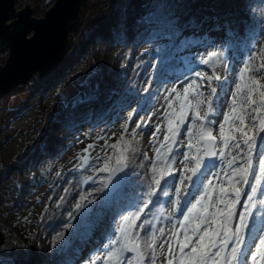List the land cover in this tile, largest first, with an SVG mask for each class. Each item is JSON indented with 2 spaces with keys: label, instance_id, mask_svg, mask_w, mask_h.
I'll list each match as a JSON object with an SVG mask.
<instances>
[{
  "label": "trees",
  "instance_id": "obj_1",
  "mask_svg": "<svg viewBox=\"0 0 264 264\" xmlns=\"http://www.w3.org/2000/svg\"><path fill=\"white\" fill-rule=\"evenodd\" d=\"M263 13L264 0H85L80 10L82 22L78 36L69 43L63 61L44 78L33 75L24 88L26 96L21 103L8 108L10 116L20 115L31 99L39 96L40 101L64 78L71 80L78 94L83 95L51 113L43 128L12 160H0V264H88L104 240L115 234L116 221L138 211L145 201H149L147 208L134 224L128 223L129 231L138 234L136 239L147 258L146 241L160 219L166 197L163 192H168L173 184L165 180L175 181L177 177L176 145L181 133L167 142L162 141L156 147L160 149L159 155L155 151L149 159L140 152V140L132 131L136 129L137 134L141 125L131 127L129 119L114 142L108 140V143L117 144L120 151L124 141H128L135 151L126 154L130 167L124 173L126 178L121 190L104 202L100 201L103 193L97 191L108 175L99 170L104 164L67 168L61 157L76 144L84 130L100 131L130 106L137 105L136 112L151 104L170 74L191 65L188 50L195 51L209 44L210 35L221 30L228 51L249 54L264 32ZM7 57L8 50L0 51V64ZM85 58L89 59L91 70L85 81L78 84L67 73ZM20 88L17 86L14 91ZM262 119L264 104L249 135L256 132L253 124L259 125ZM179 130L181 132L182 127ZM260 136H264V132L257 136L258 147L251 153L257 172L259 160L264 158ZM5 142L0 132V152ZM154 161L158 170L164 169L170 175L161 181L157 194L148 196L153 186ZM244 164L246 149L242 146L231 167ZM248 179L250 183L254 180L251 175ZM222 180L228 187L225 176ZM238 186L243 197L235 205V211L239 204L237 212L243 211L251 195L257 202L253 212L264 215V207L259 204L264 199L260 189L253 194L249 185ZM42 187H47L48 196L42 199L39 214L32 219L28 232L20 230L14 213L20 215L33 193ZM260 188H264V179ZM86 209L91 211L86 212ZM232 222L236 223L237 218ZM261 230L257 229V237ZM254 244L250 245L251 249ZM124 257L132 264V257L126 251L121 254L123 261Z\"/></svg>",
  "mask_w": 264,
  "mask_h": 264
},
{
  "label": "rangeland",
  "instance_id": "obj_2",
  "mask_svg": "<svg viewBox=\"0 0 264 264\" xmlns=\"http://www.w3.org/2000/svg\"><path fill=\"white\" fill-rule=\"evenodd\" d=\"M53 1L54 0H51L48 4H46L45 0H32L31 8L33 10V16L36 18L43 17L46 9L51 6ZM22 2H24V0H17L18 10L24 8L21 6ZM78 33V29L69 33L68 44L76 40ZM29 36L30 35H28V37ZM209 38H212L208 42L209 44H206L198 50L193 51L186 49L191 54V65L170 74L162 83V86L158 90L155 99L151 104L136 112L135 110L137 109V105L134 104L133 106H130L128 110L123 111L118 118L114 119L112 123L106 125L100 131L96 130L87 132L84 130L82 136L78 139L76 144L70 147L61 157V161L66 165V167L79 169L90 163L105 164V161L108 160L109 167L111 168L116 163V158L121 154V151L118 150L119 146H117L116 149H113L111 146L114 143H108V140H113L114 142V138L125 129V125L127 126L130 116L132 123H130L129 126L137 127V124L141 125V131L138 130V133H135L136 138L140 140V152L143 153V156L146 155L145 157L151 159L152 155L156 151V147L164 141V136L167 133V121L165 119L166 111L169 113H178L180 111V101H177L175 98L176 92H179L183 97L185 86L195 81L200 85L198 90L207 96L210 90L208 88L207 77L212 76L213 73H215V75H219L222 78V87L217 81H212V87L217 88L219 96V100L216 105L218 111L209 118L210 122L206 126L211 130L212 135L217 137L215 150L218 154L215 156L216 166L203 177V184L212 181L213 186L221 185L225 173L229 172L227 160L231 159L233 156L237 157L241 149L232 148L231 155H227L228 149H225L226 155L224 158H221L219 152L223 147V144L219 140L220 125L224 124L226 135L229 134L228 130L230 125L234 127H239L240 125V121L238 119L229 120L228 122H225L224 120L226 113L233 115L231 113V107L234 94L237 93L236 85L238 83L242 84L249 82L250 84L249 78H252L258 81L261 85H264V69L260 68V65L264 64V32L255 41L253 50L249 54L239 50H234L233 52L228 51L225 48L226 41L221 30L216 34L210 35ZM213 52H217L218 55L216 57H212L210 64L205 65L200 63L201 60L208 59ZM219 53H223V55H219ZM248 57H250L249 60ZM225 63H227V68L225 67ZM3 64L4 63L0 65ZM246 64L249 65L251 70L245 73V81H241L240 73ZM90 70V61L88 58H85L75 65V67L71 68L67 75L76 83L82 84ZM196 72H201L203 76H196ZM48 74L49 73L41 77H38L37 73L34 75L38 78H44ZM31 79L32 77L26 83L20 85L19 87L21 88L19 90L14 91V89H12L10 92L13 91L14 93L11 96L6 95L0 99V132L1 138L6 140L5 144L1 147L2 151L0 152V160L2 162L12 160L19 151L25 148L31 138L46 124L47 118L51 115V113L58 110L62 104L72 101L76 97L83 96L78 94V90L73 85L71 80L64 78L55 83L52 89L48 91L40 101L38 99L39 96H36L28 102L27 108L22 111L20 115L10 116L7 114L8 108L16 107L21 103L22 98L26 96L24 88L29 82H31ZM37 86L39 85H36V87ZM173 89H175V92L172 91ZM194 95L195 94L190 91L188 96V99L192 100L193 103ZM252 99L256 101V103L249 104L248 92L247 89H244L240 93L237 100V113L244 116L246 130H252V123L258 117V112L255 111V109L259 108L261 110L260 92L254 91L252 93ZM168 100L172 101L171 107H169ZM244 105H247V107L245 108ZM203 109L204 105H201L198 109L201 115L203 114ZM188 111L189 110L186 107L185 112L187 113ZM132 113H134V115ZM168 118L172 119L174 122L177 120L175 115H170ZM200 123L201 122L199 120L193 121L191 116L188 115L184 120V124L179 127V129L182 127V130L181 132L179 130V133L181 134L176 145L178 148L176 155V165L178 168L177 177L168 190L169 195L165 197L160 219L154 226L151 237H149L148 241H146V248L148 249L149 256L147 258H144L143 256L144 264H153V259L155 260V264H167V260L171 258L168 253L169 244L172 245L173 254L176 257L174 264H179L180 247L177 241L182 242L184 240L185 228L188 229V234L191 235L192 225H190L187 221H184V213L187 212V207H190L191 203L194 202L196 197L203 191V184L200 185V191L192 189L194 195L188 197L187 207H184L182 210H177V206L173 203V201L177 198L176 187L180 186V172L184 168V152L188 151L190 152V155L194 154L187 147L189 135L185 125L198 126ZM157 125L160 126L159 131H157ZM153 133H155V136H153ZM232 134L237 137L239 136V133ZM172 141L175 146V141ZM97 142H99L98 144L104 148H100L99 145H96ZM238 142L241 143L242 148V141ZM193 143H195V128L193 129ZM229 143L232 142L229 141ZM90 145L91 147H89ZM85 149H87V151H85ZM84 157H87V159H84ZM137 161L138 159L136 160V163ZM128 166L130 167V162H127V167ZM189 167H191V163H189ZM223 185L225 186L226 182H224ZM242 187H244V185H242ZM189 188L191 189L192 186L189 185ZM46 189L47 187H42L40 190L35 191L31 196L29 204L21 209L20 215L14 213V217L17 220L16 224L20 230L28 232L32 219L39 214L43 206L42 199H46L48 196ZM216 194L217 192L215 191L212 193L213 199ZM187 195L188 194L183 191L180 193L181 203L184 202L183 197ZM242 197L243 194L240 195L239 201H241ZM239 205L241 206V204ZM240 206L237 208L236 212L240 209ZM122 219L123 217L116 221L113 228L115 234H110L107 237L108 239L104 240L97 253L89 259L88 264H105L104 257L107 255V252L111 251L113 247L119 249L121 244L124 243V241H121V243L116 245H112L110 243L111 240H117L120 238L118 229ZM181 221H184L183 225L181 224ZM161 230H163V232H161ZM173 233H175V238H172ZM259 235H264V229L261 230ZM153 238H155V243L153 244V248L155 249L154 257L152 248L147 247L149 243H152ZM192 239L196 240L197 237L193 236ZM256 243H258V240ZM162 244L164 245L163 248H161ZM190 251V246L184 249L185 253ZM251 251H255V244ZM117 264H129V259L124 257V261L120 259L117 261ZM248 264H251V252L248 256Z\"/></svg>",
  "mask_w": 264,
  "mask_h": 264
},
{
  "label": "snow or ice",
  "instance_id": "obj_3",
  "mask_svg": "<svg viewBox=\"0 0 264 264\" xmlns=\"http://www.w3.org/2000/svg\"><path fill=\"white\" fill-rule=\"evenodd\" d=\"M217 52L211 53L208 59H203L200 63L205 65L210 64L212 57H216ZM223 55V53H219ZM227 68V63H225ZM261 69H264V64L260 65ZM251 69L248 64L241 70L240 80L245 81V73L249 72ZM196 76L201 77L203 74L201 72H196ZM208 88L210 89L207 96L198 89L200 85L193 81L187 84L184 88L183 97L179 92H176V100L180 101V111L167 112L165 113V119L167 121V133L164 136V140L167 142L170 139H174L179 133L180 125L184 124L186 116L190 115L193 121L199 120L201 123L196 125H185L188 130L189 140L187 147L192 153L186 151L184 152V168L180 172V186L176 187L177 198L173 203L177 206V210H182L187 207L188 197L194 195L192 189L195 191H200V185L203 184V177L215 168L216 163L211 157H215L218 153L215 150V143L217 137L212 135L211 130L206 126L210 121L209 118L213 116L217 111V103L219 100L218 92L216 87H212V81L215 80L220 83L222 87V78L219 75L213 73L212 76L207 77ZM249 82L238 83L236 85L237 93L234 94L231 113L233 115L225 114L224 120L228 122L229 120L240 121L239 127L229 126V134L226 135L224 124L220 125V135L219 140L222 142L223 147L220 149L219 155L224 158L226 155L225 149H228L227 155H231V149H241L242 141L243 148L246 149V164L240 165L237 168L231 167L237 157L233 156L231 159L227 160V165L231 169L230 172L225 173V179L227 181L228 187L223 184L213 186L212 181L203 184V191L199 196L196 197L195 201L191 203L190 207H187V212L184 213V221H187L191 226V235L188 234V229H184V240L182 242L177 241L180 247L179 264H248V254L251 252V264H264V235H259L257 237V229H264V215H257L253 212V208L257 206V202L253 199V196L249 195L248 200L245 202V207L243 211L236 212L235 205L240 203L238 197L241 194L242 189L238 186L241 183L247 184L251 188V192L255 194L258 189H260L261 195L264 196V188H260L261 180L264 179V158L259 160V171L253 167L251 153L255 151L258 147L257 136L261 132H264V119L260 120L259 125L253 124L256 132L253 135H249L251 129L246 130V125L244 123V116L237 113V100L240 93L247 89L248 92V103L254 104L256 101L252 99V93L254 91L260 92V103L264 104V85H261L255 79L249 78ZM172 91L175 92V89ZM190 91L194 95V103L192 100L188 99ZM167 99V97H166ZM169 107L172 105V101L168 100ZM204 105L203 114L201 115L198 109ZM188 108V112H185V108ZM246 108L247 105H244ZM255 111L259 112L260 109L257 108ZM170 115H175L177 120L174 122L168 117ZM131 119V116L129 117ZM255 119V118H254ZM127 127L126 125L124 126ZM140 125L137 124V128ZM160 126L157 125V131H159ZM195 128V143H193V129ZM133 134H135L136 129H133ZM169 133L171 135H169ZM232 133H239V136ZM155 136V133H153ZM124 138L121 136V141ZM231 141L232 143H229ZM118 144L120 141L117 142ZM260 143L264 144V136H260ZM91 147V145L89 146ZM113 149L117 148V144L111 146ZM87 151V149H85ZM121 154L117 156L116 163L111 168L109 167V161L106 160L104 167L99 169L103 172H108L109 175L107 180L103 183V187L97 191L102 192L103 195L100 196V201L104 202L111 199L120 190L126 178L125 175H118V173H123L124 169L127 167L126 155L128 152H134L135 148L131 146V143L124 141V147L120 150ZM157 155H159L160 149H156ZM264 153V149H261ZM202 153V154H201ZM244 159L245 157H241ZM87 159V157H84ZM191 163V167H189ZM168 166L165 165V168ZM152 183L153 186L147 192L148 196H153L157 194V189L161 188V181L165 180V177L170 175L164 169H157L156 162H153L152 167ZM252 176L254 178L253 182H249L248 177ZM165 183L171 184L173 181L165 180ZM189 185L192 188H189ZM107 189V191H105ZM185 192L188 195L183 197V203H181V192ZM217 192L215 198L213 199L212 193ZM163 195L168 196L167 191L163 192ZM149 201H145L143 206L139 208L138 211L125 215L123 221L119 226L120 238L117 240H111L112 245H116L124 241L121 247L118 249L113 247L111 251L107 252L104 257L105 264H117V261L121 259V254L124 251H137L142 252L141 245L137 237V233L129 231L131 225L128 223L132 221L135 223V219L139 218L140 214L147 208ZM261 207H264V199L259 201ZM222 205V207H218ZM134 206V205H133ZM77 208L80 207L78 204ZM91 211L86 209V212ZM237 218V222L233 223V218ZM251 217V220H250ZM181 221V224H184ZM203 226V227H202ZM163 232V230H161ZM197 237L193 240L192 237ZM172 238H175V233L172 234ZM258 238V243L256 240ZM155 243V238H153L152 243H149L147 247L152 248L153 257L155 256V249L153 244ZM255 243V251L252 252L250 245ZM191 247V251L185 253L184 249L186 247ZM164 245H161L163 248ZM168 253L171 258L167 260V264H174L176 260L173 254L172 245H168ZM153 264L155 260L153 259Z\"/></svg>",
  "mask_w": 264,
  "mask_h": 264
},
{
  "label": "water",
  "instance_id": "obj_4",
  "mask_svg": "<svg viewBox=\"0 0 264 264\" xmlns=\"http://www.w3.org/2000/svg\"><path fill=\"white\" fill-rule=\"evenodd\" d=\"M15 1L0 0V51L8 50V57L0 65V99L35 73L41 77L59 66L69 45V33L81 24L80 10L85 0H54L41 18L33 16L27 1L24 8L15 10ZM211 159L215 161V157ZM126 169L118 175H124ZM126 254L132 257V264H144L142 252Z\"/></svg>",
  "mask_w": 264,
  "mask_h": 264
},
{
  "label": "built area",
  "instance_id": "obj_5",
  "mask_svg": "<svg viewBox=\"0 0 264 264\" xmlns=\"http://www.w3.org/2000/svg\"><path fill=\"white\" fill-rule=\"evenodd\" d=\"M26 1L28 2V5H30V7H32V4H31L32 0H24V2H22L21 6L24 7ZM15 9L18 10L17 4L15 5Z\"/></svg>",
  "mask_w": 264,
  "mask_h": 264
},
{
  "label": "bare ground",
  "instance_id": "obj_6",
  "mask_svg": "<svg viewBox=\"0 0 264 264\" xmlns=\"http://www.w3.org/2000/svg\"><path fill=\"white\" fill-rule=\"evenodd\" d=\"M16 4H17V0L15 1V5H16ZM15 5H14V6H15ZM14 8H15V7H14ZM15 10H16V9H15Z\"/></svg>",
  "mask_w": 264,
  "mask_h": 264
}]
</instances>
